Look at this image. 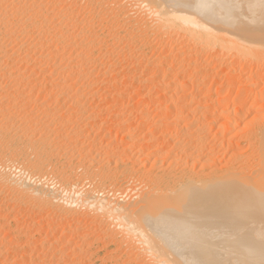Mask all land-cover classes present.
Instances as JSON below:
<instances>
[{
	"label": "bare ground",
	"instance_id": "bare-ground-1",
	"mask_svg": "<svg viewBox=\"0 0 264 264\" xmlns=\"http://www.w3.org/2000/svg\"><path fill=\"white\" fill-rule=\"evenodd\" d=\"M74 1H80L81 4L83 1L86 5L93 3L89 6L90 10H93L91 11L93 14L89 13L93 16L91 20H88V14L86 15L81 10L80 16L85 14L87 18L85 17L84 21L78 20L77 11L81 4L79 2V5L73 4ZM74 1L69 4L68 0H0V257L6 258V264H10L9 254L12 251H20L26 259L20 264H78L88 255L87 248L93 243L90 239L80 238V227L76 225L69 227L72 234L81 240L79 241L81 244L79 243L78 246L73 244L74 248L71 249L73 253L68 254L65 250L58 248L59 243H68L66 236L62 233L60 235L63 236L57 237L56 241L51 240V243H47L50 247L47 251L44 244H37L33 239L23 242L17 241L19 239L15 241V237L19 235H15L11 230L13 220L10 221L7 214L9 213L7 207L10 205L19 209H28L38 216L44 213V209L49 211L50 208L56 211L55 216L60 219L70 216L71 219L74 218L79 214L77 207L84 209V212L80 209L83 215L92 214L91 211L95 212L89 220L91 229L95 228L93 229L94 234L101 232L100 237L101 235L105 238L107 236L118 250L124 249L128 256L124 263H121L123 260L120 261L118 258V264H264V20H261L264 14L260 16V13L258 18L255 12L256 9L264 12V3H260V0H168V2L164 0L166 4L163 2L162 8L161 6L157 8L158 12L155 14L158 17L164 15L165 19L166 15L167 17L172 16L171 18L174 17L183 25L203 30L206 35L204 39L201 38L203 41L197 44L201 45L206 42L205 45H210V42L212 43L215 39L214 35L218 33L233 34L234 36L229 35L232 39L228 37L230 40L225 42L228 47L225 49L230 53L235 52V56H237L235 50L241 53L245 51L242 57H246L241 60L240 57L237 59L234 56L235 61L229 62L231 57H226L227 50L224 49L214 51L211 48L214 52L208 51L209 54L202 56L201 50L199 51L201 55L193 52L195 50L198 52L195 49L196 45L194 50L191 49L192 47L188 48V40L186 45L181 43L179 48L171 47L172 44L169 41V47L165 44L168 39L165 36L166 42L163 40L164 44H160L158 39H162L163 29H159L160 34L155 33L158 32L155 29L163 27V22L162 26L158 25L159 20L156 27L152 25L155 24L151 21L153 19L148 20L150 24L147 22L148 13L144 8L146 5L143 3V7L140 5V2L144 0H129V5L125 0L124 2H127L125 6L118 2L122 0H116V3L123 6L117 8L118 4L115 7L117 9H111L110 6L111 10L108 12L100 11L105 9L99 4L102 3L100 0ZM160 1L162 0L157 1L158 5L161 4ZM84 6L81 9L87 8ZM101 12L107 14L101 15ZM148 12L152 17L151 10ZM95 21L99 22L100 27L106 23L105 29H101L105 30L102 31L103 33L100 30V34L92 31L95 29L96 24L92 25ZM171 21L173 22L172 19ZM166 25L169 23L166 22ZM183 25L182 29L185 27ZM170 26L172 27V24ZM199 31L197 32L201 33ZM166 32L168 33L167 30ZM177 32L176 36L179 33ZM170 33L169 39H172ZM156 34L162 37L153 38L156 43L152 45V36H158ZM179 35L177 38L180 37ZM224 36H217V39L223 37L227 40V36ZM181 38L184 37L181 35ZM157 40L161 46L165 45L163 49L168 48V51H164L162 47L161 51H158L156 49V46H159ZM181 40L178 41L183 42V39ZM220 42H217L218 47L215 44L217 48ZM191 43L190 45H193ZM207 45L201 48L205 49ZM207 49L205 53H208ZM154 50L158 55V62L156 58L152 57L151 60L150 57L147 58V53H149L147 51L153 53ZM239 53L238 55H241ZM207 55L208 59H206ZM124 69L125 71H122ZM38 74L42 76V79L37 77ZM99 76H103L102 79H104L100 85H98V80L95 82ZM122 76L124 80L122 78L123 81H120L119 78ZM226 78L231 80L226 81ZM200 83L209 85L205 93L200 94V88L197 86ZM134 84H138V88H149L151 91L142 96L140 105L157 104V114L161 118L157 121L153 119L154 124L168 130L167 133H161L158 138L163 143L164 141L171 142L169 150L162 149L163 147L160 148L159 145L157 148L153 142L154 134H145L140 138L135 133L128 132L129 129L126 130V128L129 127L125 128L127 132L123 134V137L132 141L133 147L136 145V147L146 149L149 152V157L146 156L149 161L155 159L154 162L151 161V170L147 174L143 172L144 175L140 174L141 176L136 177L130 173L126 178L129 177L128 182H138V184L147 182L146 185L152 186L150 189L142 183L146 189L141 187L139 190L138 188L134 201L133 199L128 201L126 197L115 194L116 191L110 194L111 187L109 192L105 187L99 190L88 187L90 190H87L88 188L83 190V185L85 187L87 184L86 181L85 184L80 183L83 185L79 188L80 185L79 187L71 185L72 177L69 179V175L65 176L66 173L64 174L62 169L60 173L56 170L60 175L58 177L59 175L54 172L55 168L53 170L48 168L53 162H50V158L46 159L47 153L52 150L55 153L58 151L59 154L60 150L67 148L68 145H65L67 147L63 145L66 141L64 136L68 134L63 136L61 134L64 133L58 131L61 133H57L60 135L58 141L53 140V145L49 144L51 149L48 147V152L45 146L41 147V144H36L38 140H43V136H47L44 134L49 127L46 126L47 123L45 125L43 120L39 119L40 117L36 118L31 115L30 118L26 117L32 114L31 110L28 113L26 103H37L36 98L33 102L35 94L42 92L41 95L46 94L45 97L49 98V101L54 97L53 102L57 100L56 103L54 102L55 105L53 104L55 108L62 99L65 103L71 104H66L67 108L77 109L76 107H81L88 99H84L81 103L82 99L87 96L82 95L84 90L92 89L94 85L101 91L107 85L110 86L108 87L110 99L104 98L109 99L107 112L110 113L115 107L114 103L121 100L128 87H133ZM160 90L164 91L163 95L159 94ZM50 91L54 94L56 91L59 100L55 97L57 94L52 95ZM97 94L98 92L95 91L91 96L96 99ZM41 95L39 99L44 97ZM41 101L44 102L43 99ZM204 101L206 105L202 106L201 103ZM47 102L41 105L42 108L37 107L44 109L42 115L46 120L50 118L48 115L55 111V108L50 106L52 104L49 105L50 109H54L52 113L46 108ZM192 103L198 104L194 110L191 107ZM139 109V116L142 115L147 119L150 115L149 108L139 107ZM190 109L193 112L189 111ZM55 115L57 116L56 113ZM221 118L224 121H221ZM88 119L91 121V117ZM17 120H21L20 123L23 121L22 124L19 123V128H16ZM67 120L71 122L72 119L67 118ZM219 120L221 124L218 123ZM67 123L70 124L68 121ZM214 128L217 129H215L216 137L213 134L215 140H211L210 143L208 138L211 137V131ZM82 135H84L82 132L75 133L73 140L77 141L79 137H84ZM217 135H220L219 140ZM37 136L39 139L36 138ZM68 141L67 139V144H70ZM243 141L252 149L251 153L249 152L246 156L243 153L245 151L240 150ZM91 144L90 147H96V142L92 146ZM74 152L72 151V154ZM80 152L83 159L91 160L87 162L95 163V159L89 156V152ZM58 156L57 158L61 157V155ZM102 159L105 160V164L109 165L119 162L113 151L106 158L103 156ZM223 162L226 166L221 168L224 164L221 166L220 163ZM49 163H51L50 166ZM164 163H167L168 167H162V169L160 167L159 170L160 164ZM196 166H200V171ZM216 166H221L223 173H220V170L218 171L220 168L217 169ZM224 168H227L226 171L223 170ZM157 169L158 172H156ZM103 171L106 174L107 171ZM71 176L74 175L71 174ZM80 176L81 179L83 176ZM100 176L103 178L102 175ZM74 182L76 184V181ZM90 182L88 181V184L91 188L97 184L92 187L93 184L91 182L92 185H90ZM113 187H116L115 184ZM119 190L123 191V189ZM75 207L77 209H73ZM81 214L79 215L83 216ZM37 215L35 217H38ZM54 222L56 223V220ZM6 224L9 225V230L4 232L3 227L5 228ZM27 224L36 227L38 222L31 219ZM41 226H43L42 223ZM64 228L68 230L67 226ZM4 245L9 248L7 252L3 251L6 247L2 249ZM37 251L39 254L36 255V262L28 259L30 254H35ZM226 251L230 253L232 259H226ZM115 254L111 255V258Z\"/></svg>",
	"mask_w": 264,
	"mask_h": 264
},
{
	"label": "rangeland",
	"instance_id": "rangeland-1",
	"mask_svg": "<svg viewBox=\"0 0 264 264\" xmlns=\"http://www.w3.org/2000/svg\"><path fill=\"white\" fill-rule=\"evenodd\" d=\"M73 1L74 0H68V2H69V4H72L73 3ZM100 1H102V3H104V5L102 4V3H99L100 5H102L103 7L102 8H105V9H107V10H100V11H110L111 9H117V8H119V7H121V6H125V5H127V2H128V5H129V0H127V2H124L125 0H122V1H118L120 4L122 3L123 5H121L120 6V4L119 3H116L117 1L116 0H104V2H103V0H100ZM115 2V3H113V2ZM147 1V2H146ZM159 0H144L143 2H140V5L143 7L144 5H146V7L144 6V8H145V10H146V13H148L149 14V12H148V10H151V13H152V17H151V14H147L146 16H147V22L150 24V21H148V20H151V19H153V20H151V21H153L152 23H155V24H152V25H154L155 27H156V25H157V23H158V21H159V23H158V25H161L162 26V22H163V27H158V28H156L155 29V31L157 30L158 32H155V33H159L162 29H163V31H161V35H163V37L162 36H160L159 34H156V35H158V36H155L154 37V35L152 36V40L151 41H153V38H156V39H158L159 37H162V39L161 38H159L158 40H159V43L161 44H164V42H166L165 44H167V45H169V43L170 44H172L171 45V47H178L179 45L181 46V43H182V45H186L185 43H188V41H189V43H188V48H191L192 50H194V47H195V45H196V47H195V49H197L198 50V52L195 50V51H193V52H196L198 55L200 54L201 55V53H202V56H203V54H209V52H214L215 50H222V49H224L225 51L228 49V47L226 46V44H225V42H227V41H229L230 39H232L231 37H229V35L228 34H222V33H218L217 35H214V37L213 38H215L213 41H214V43H213V41H212V43L210 42V45L208 44H206L208 47V49H210V50H208L207 48H205V49H207V51L206 52H208V53H205V49H203L204 48V46H206L205 45V43L206 42H204V43H202L201 45H200V43L203 41V40H201V38H203L204 39V35H206L205 34V32L203 31V30H201V29H198V28H194V27H192L191 28V26H186V25H183L180 21H176L175 20V18L173 17V18H171V17H167V15L165 16L166 18V20L163 18L164 17V15H162L163 17H161V16H159L161 19H159V17L158 16H156V12H158V9L157 8H159L160 6H161V8H162V6H163V2L166 4V2H168V0L165 2L164 0H162V1H160V5H158L159 3ZM78 2L80 3V1H77V2H75L74 1V3L73 4H75V3H77L78 4ZM83 4H85V6L83 5V4H81V7L82 6H84V7H87L86 9L84 8V10L83 9H81V7H79V10H78V7L76 6L75 8H76V11H77V13H79L78 15H77V18H78V20L79 21H84L87 17H86V15L88 14V20L90 19V18H92L93 16L92 15H89V13H91V14H93V12H91V11H93V10H90L91 8L89 7L91 4H93V3H91V4H87L86 5V3L85 2H83V1H81ZM153 2V3H152ZM155 2V3H154ZM124 3H126V4H124ZM144 5H143V4ZM147 3H148V5H147ZM260 3H264V0H260ZM107 4L109 5V4H111V5H109V6H107ZM116 4V5H115ZM118 4H119V6H118ZM150 4H153L152 6H150ZM157 4V5H156ZM165 4H164V8H165ZM79 5V4H78ZM156 5V6H155ZM167 5H168V3H167ZM92 6H95V5H92ZM110 6H111V9H110ZM116 6H118L117 8H115ZM153 6H155V8L153 7ZM89 7V8H88ZM107 7V8H106ZM152 7V8H151ZM83 8V7H82ZM108 8H109V10H108ZM151 8V9H150ZM160 8V9H161ZM148 9V10H147ZM156 10V11H153V10ZM159 9V10H160ZM166 9V8H165ZM80 10H81V12H83V13H86V15L85 14H83L82 16H84L83 17V19L81 18L82 16H80L81 15V12H80ZM85 10L87 11V12H85ZM154 13H153V12ZM255 12H257L256 13V17H258L259 16V14H260V16L262 15V14H264V12H260L258 9H256L255 10ZM105 13V12H104ZM102 13L101 12V15H106L107 13ZM76 14V13H75ZM90 16V17H89ZM155 16H156V18L158 19V20H156L155 21ZM86 17V18H85ZM148 18H150V19H148ZM155 18V19H154ZM259 18V17H258ZM164 19V20H163ZM171 19L173 20V22L171 21ZM91 20V19H90ZM262 21L264 20V16H263V18L261 19ZM171 22V24H172V27L170 26L171 24H170V22ZM164 22H165V24H164ZM166 22H167V24L169 23V25H166ZM177 22V23H176ZM264 22V21H263ZM259 23H261V21L259 22ZM94 24H98V26H96V25H94ZM106 24V23H105ZM105 24H103L102 26L104 27H100L99 25V22H97V21H95V23H92V25H94L95 26V29H92V31H94L95 33L97 32V34H100L99 33V30H100V32L101 33H103L105 30H101V29H105ZM91 25V28L93 27ZM176 25V26H175ZM185 26L183 29H182V27L181 26ZM169 27V29L167 28V27ZM174 26V27H173ZM100 27V28H99ZM154 27V28H155ZM164 27H166V28H164ZM91 28H90V30H91ZM96 28H97V30H96ZM176 28V29H175ZM177 28H178V30H177ZM188 28V29H187ZM190 28V29H189ZM159 29H161L160 31H159ZM165 29V30H164ZM172 29H175V30H173L175 33H173V31H172ZM182 29V30H181ZM186 29H187V31H186ZM193 29H196L197 31H199V32H201V33H198L196 30H193ZM237 29V28H236ZM96 30V31H95ZM166 30L168 31V33L166 32ZM179 32H177V31ZM103 31V32H102ZM184 31H186V33H184V34H189V35H187V36H185L184 34H183V32ZM189 31V32H188ZM196 31V32H195ZM233 31H235V29L233 28ZM232 31V33H234ZM163 32H165V33H163ZM169 32H171L170 33V38L172 37V39H169ZM176 32L178 33V35L179 34H181L184 38H181V35H179L180 37L179 38H177L178 37V35L176 36ZM203 32H204V34H203ZM165 34V35H164ZM167 34V35H166ZM173 34H175V35H173ZM192 34V35H191ZM198 34H200V35H198ZM173 35V36H172ZM198 35V36H197ZM202 35V36H201ZM224 36V35H226L227 36V40H226V38H219V39H217L218 37H221V36ZM165 36H167V38L165 37ZM176 38H175V37ZM191 36H192V38H191ZM194 36V37H193ZM218 36V37H217ZM226 36H224V37H226ZM230 36H234L233 34L232 35H230ZM174 37V38H173ZM186 37V38H185ZM189 37V39H187ZM198 38V40H197V38ZM230 39H229V38ZM167 40H166V39ZM196 38V39H195ZM234 38V37H233ZM161 39V40H160ZM166 41H165V40ZM174 39V40H173ZM181 39H183V42H180V41H182ZM186 39V40H185ZM196 41H195V40ZM221 39H223V40H221ZM229 39V40H228ZM109 40V39H108ZM158 40H157V44L159 45V46H156V49L158 50V51H161L160 50V48L161 49H163V47L165 46H161L159 43H158ZM163 40H164V42H163ZM178 40H180V41H178ZM188 40V41H187ZM170 41V42H169ZM172 41L174 42V43H172ZM177 41V42H176ZM186 41V42H185ZM195 41V42H194ZM216 41V42H215ZM220 41H222V43L220 42ZM169 42V43H168ZM180 42V43H179ZM193 43V45H190V43ZM198 42H200L199 44H197ZM217 42H220L221 43V45H220V43H219V48H217L218 47V43ZM156 43V40H155V42L153 41V43H152V45L153 44H155ZM191 43V44H192ZM209 43V42H208ZM264 43V42H263ZM176 44V45H175ZM204 44V45H203ZM211 44H213V45H211ZM215 44H216V46H215ZM225 44V45H224ZM166 45V46H167ZM197 46H200V48L198 47L197 48ZM215 46V47H214ZM221 46H222V48H221ZM168 47V46H167ZM169 47H170V45H169ZM201 47H203V48H201ZM227 47V49H225ZM179 48V47H178ZM211 48L214 50H211ZM216 48V49H215ZM221 48V49H220ZM164 51H168V48L167 49H163ZM162 50V51H163ZM201 50V51H200ZM223 50V51H224ZM201 53H200V52ZM225 51H224V54H225ZM236 52H237V56H235V52H233V51H231V52H233V53H230V51H228L227 50V56L226 57H231V60L229 59L228 61L229 62H233V61H235V59L237 58H239V59H241V60H243V59H245V57L246 56H244V58L242 57L243 55H245L244 54V52H242L243 53V55H242V53H241V51H238V50H235ZM147 52H149V53H147V58L148 57H150V60L152 59V57L155 59L156 58V62H158V60H157V58H158V55H156V52H155V50H154V52L152 53L151 51H147ZM241 53V55H238V53ZM152 53V54H151ZM239 53V54H240ZM153 54L155 55V56H157V57H155V56H153ZM165 54H167V53H165ZM164 54V55H165ZM229 54H231V55H229ZM229 55V56H228ZM233 55V56H232ZM236 58H235V57ZM234 57V60L232 59ZM205 58V57H204ZM149 59V58H148ZM153 59V60H154ZM206 59H208V55H207V57H206ZM241 60H237V61H241ZM122 71H125V69L124 70H122ZM236 75H237V73H236ZM37 76V75H36ZM41 75H39L38 74V78L39 79H42V76L40 77ZM104 76V75H103ZM103 76H99V78H96V80H95V82H97V80H98V85H100V83L102 82V80H104V79H102V77ZM239 75H237V77H238ZM101 77V78H100ZM236 77V76H235ZM123 78V76L121 77V78H119L120 79V81H123L124 80V78H123V80H121ZM227 80L226 81H230V80H228V78H226ZM232 79H235V78H232ZM100 80V81H99ZM222 81L223 82H226V81H224V79H222ZM106 86V88L105 89H102L103 90V92H102V90L100 91V88L99 87H94V85H93V87H92V89L94 90L95 89V91L96 92H98V96L96 95V99L93 97V96H91L93 93H95V91H93L91 88H89V90L88 89H86V90H88V91H86V90H84V94L82 93V95L83 96H86V98H83L82 99V102L81 103H83V101H84V99H89L90 98V96L92 97V98H90V99H93V100H88L87 99V101L85 100V102L87 103H83L82 105H81V107H83V108H81L80 106V108L79 107H76L77 109H79L78 111H80V112H78L77 111V109H73L72 107H66V106H68V105H66V104H69L68 102L67 103H65L64 101H62V99H60L61 100V102L59 101V103H60V106H59V103L58 104H56V108H57V105H58V108L56 109L54 106H53V104H54V102H53V100H54V97L53 96H51V97H53V98H50L51 100L49 101L48 99H46V94H45V96H44V94L43 95H41V93H37L38 95H34V97H33V102L35 101V98H36V101H37V103L39 102V101H41V99H43V103H42V101L41 102H39L38 104L40 105V106H37L38 104L37 103H26V108H27V111H28V113H30V110H31V112H32V114L30 113V114H28V115H26V117L27 118H30L31 116H34V117H36V118H39V119H41V120H43V122H44V124L46 125V123H47V127H49L48 128V130H47V132H45V134L44 135H47L48 136V138H47V136L45 137V136H43V140H38L37 142H36V144H38V145H40L41 147H43V146H45L44 148L46 149V151L48 152L49 151V148H50V145L49 144H51L52 143V141L54 140V141H56L58 138H59V136L60 135H58V134H61V133H64V134H61V135H66V134H68V135H66V136H64L65 137V139H66V141H64L65 142V144L64 143H62V144H64L63 145V147H67V146H65V145H68V150H67V148H65L64 150H60L59 151V154H58V151H56V153L55 152H52V150H50L48 153H47V157H46V159L47 158H50L49 160H50V162L53 164H51V163H49L48 165L50 166V164H51V166L50 167H48V168H51L52 170H53V168H55L54 169V172L56 173V175H59V173L60 172H62V170L64 171V174H65V176H67V175H69L68 176V178L70 179L71 177H72V179H70L71 180V185H75V186H78L79 187V185H80V187L79 188H82L81 186L83 185H81L80 183H84L85 184V181L87 182V184H86V186L84 187V185H83V190L84 189H87L88 187H90V189H95V190H99L100 188H102V187H105V189H106V191L107 192H109V188H110V194L111 193H113L114 191H116V192H114L115 194H117L118 196H124V197H126V200H130V199H133L132 201H134V199H135V197H136V195H137V189L139 188V190L141 189V187H142V189H146L145 187L147 186V189H150L152 186L151 185H146L147 184V182L145 183V185L146 186H144L143 184V182H140L141 183V185H140V183L138 184V182H128L129 181V177L128 178H126L127 177V175L129 176V174L130 173H133V175H135L136 177H139V175L140 174H142V175H144V174H147V172L149 171L150 172V170H151V161H153V160H155V159H151L150 161H149V159H148V155H149V152H147L146 151V149H143L142 147H136V145L133 147L132 145V141H129V140H126L127 138H124L123 137V134L124 133H126L127 131H125V128L126 127H129V128H126V130L127 129H129L128 130V132H131V133H135L136 135H138L140 138L141 137H143L145 134H154L153 135V138H155L154 140H153V142H154V144H155V146L157 147L158 145L160 146V148H162V149H165V150H169V148H170V144H171V142L169 141V142H167V141H164V143H163V141L162 140H160L159 138H160V134L161 133H167L168 132V130H166V129H162L161 128V126L159 127L157 124L155 125L154 124V121L156 120H158V118H161L158 114H157V104H146V105H144V106H141L140 105V102H141V98H142V96L143 95H146V94H148V93H151V91L149 90V88H146V89H142L141 87H139L138 88V84H134L133 85V87H128V90H126L125 91V94H123V96L121 97V100H119V101H117V102H115L114 104H115V107H114V109L110 112V113H108L107 112V109H108V101H109V99H110V97L108 96L109 95V88L108 87H110V86H107V85H105ZM140 86V85H139ZM198 86V88H200V94H202V93H205L206 91H207V89L209 88V85L208 84H205V83H200L199 85H197ZM97 88V89H96ZM142 89V90H141ZM141 90V91H140ZM93 91V93H91ZM107 91V92H106ZM83 92V91H82ZM87 92H88V94H87ZM52 93V95L54 94V92L52 91H50V94ZM90 93V94H89ZM100 93V94H99ZM105 93V94H104ZM163 93H164V91L163 90H160L159 91V94L160 95H163ZM55 94H57V92L55 91ZM54 94V95H55ZM86 94V95H85ZM106 94H107V96H106ZM44 96V97H41V99H39L40 97L39 96ZM89 95V96H88ZM103 95V96H102ZM102 96V97H101ZM55 97L59 100V96H58V94L57 95H55ZM100 97V98H99ZM104 97H107V98H109V99H107V98H104ZM163 97V96H162ZM55 98V99H56ZM39 99V100H38ZM95 99V100H94ZM64 100V99H63ZM99 100V101H98ZM105 100V101H104ZM106 100H107V102H106ZM47 101H49V103L47 102ZM89 101H91V102H89ZM48 103V104H46L47 106H46V108L47 109H50L49 107L51 106H53L52 108H55V111H53L52 110V108L50 109V111H51V113H52V111H53V114H51V113H49V114H51V115H48V116H50V118L49 119H44V116L42 115V111L44 110H42V109H39V108H37V107H41V105L42 104H45V103ZM56 102H57V100H56ZM55 102V103H56ZM62 103V104H61ZM32 104H34V105H36V106H33ZM50 104H52V105H50ZM85 104V105H84ZM206 105V102L204 101L203 103H201V105L203 106V105ZM31 105V106H30ZM50 105V106H49ZM55 105V104H54ZM62 105V106H61ZM65 105V106H64ZM69 105H71V104H69ZM198 106V104H196V103H192V110H194V108H196ZM31 107V108H30ZM43 107V106H42ZM41 107V108H42ZM139 107H141V109H142V107L144 108H146V109H148L149 111H150V115H149V117L146 119V118H144V117H142V115L141 116H139L140 115V113L138 114V111L140 110L139 109ZM33 108V109H32ZM69 108H71V110L69 109ZM118 108V109H117ZM37 109V110H36ZM73 110V111H72ZM76 110V111H75ZM191 109L189 110V111H192ZM35 111V112H34ZM69 111H71V112H69ZM75 111V112H74ZM117 111V112H116ZM154 111V112H153ZM34 112V113H33ZM61 112V113H60ZM152 112V113H151ZM193 112V111H192ZM191 112V113H192ZM38 113V114H37ZM55 113L57 114V116L55 115ZM113 115H112V114ZM155 113V114H154ZM81 114H82V116H81ZM109 114H111V115H109ZM160 114H162V113H160ZM31 115V116H30ZM35 115H37V116H35ZM52 115H55V116H53L52 117ZM67 115H68V117H67ZM71 115V116H70ZM198 115V114H197ZM61 116H63V117H61ZM65 116V117H64ZM74 116V117H73ZM94 116V117H93ZM51 117H52V119H51ZM59 117L61 118V119H59ZM72 117V118H71ZM83 117V118H82ZM89 117H91V121H90V119H88ZM93 117V118H92ZM145 117H146V115H145ZM23 118H25L24 116H23ZM43 118V119H42ZM67 118H69V119H72L71 120V122H70V120H67L70 124H68L67 123V121H66V119ZM79 118V119H78ZM106 118V119H105ZM108 118V119H107ZM62 119H64L65 121H63ZM85 119V120H84ZM88 119V120H87ZM96 119V120H95ZM153 119H155V120H153ZM222 119V120H221ZM220 120L221 121H224L223 120V118H221ZM44 120H46V121H44ZM54 120V121H53ZM58 122H57V121ZM62 120V121H61ZM87 120V121H86ZM93 120V121H92ZM130 120V121H129ZM219 120V122L218 123H220L221 121ZM21 121V120H20ZM20 121L19 120H17V123H16V128L18 127H20V124H22V122L20 123ZM81 121V122H80ZM52 122V123H51ZM56 122V123H55ZM20 123V124H19ZM59 123V124H58ZM65 123H67L66 125H65ZM71 123H72V125H71ZM18 124H19V126H18ZM76 124V125H75ZM221 124V123H220ZM48 125H52V126H48ZM59 125V126H58ZM102 125V126H101ZM128 125V126H127ZM39 126V125H38ZM154 126V127H153ZM157 126V127H156ZM147 127V128H146ZM58 128V129H57ZM100 128V129H99ZM145 129V130H144ZM152 129V130H151ZM216 128H214V129H212V131H211V134L212 135H210L211 137L213 136V134H215V132H216V130H215ZM170 130V129H169ZM214 130V131H213ZM58 131H60V132H58ZM82 132V134H84V135H82V136H84V137H79V139L76 141V139H74L73 140V138L75 137V133H77V132ZM134 131V132H133ZM146 131V132H145ZM66 132V133H65ZM140 132V133H139ZM142 132H143V135H142ZM145 132V133H144ZM55 133V134H54ZM58 133V134H57ZM155 133H157V134H155ZM88 137H87V136ZM68 136V137H67ZM155 136V137H154ZM215 137H216V134L214 135ZM213 136V137H214ZM218 137L220 136V135H217ZM63 137V138H64ZM72 137V138H71ZM159 137V138H158ZM211 137H209L208 138V140H210V143H211V140H215V137L212 139ZM228 137H230L229 135H228ZM227 137V138H228ZM37 139H39V137L37 136L36 137ZM36 138H35V140H36ZM72 140H71V139ZM67 139L69 140L68 141V143H70V144H67ZM85 139V140H84ZM220 139V137L218 138V140ZM51 140V141H50ZM89 140V141H88ZM97 140V141H96ZM48 141V142H47ZM54 141H53V143H54ZM58 141V140H57ZM56 141V142H57ZM75 141V142H74ZM93 141V142H92ZM128 141V142H127ZM38 142H40V143H38ZM42 142V143H41ZM74 142V143H73ZM95 142H96V147H90L89 145L91 144V143H93V144H95ZM159 142V143H158ZM48 145H47V144ZM53 143H52V145H53ZM73 143V144H72ZM76 143V144H75ZM158 143V144H157ZM247 143V142H246ZM44 144V145H43ZM86 144V145H85ZM93 144H91V146L93 145ZM110 144H111V146L113 147H111L110 146ZM157 144V145H156ZM165 144H167L166 146H165ZM84 145V146H83ZM88 145V146H87ZM104 145V146H103ZM114 145V146H113ZM76 146V148H77V151H76V148H74ZM110 146V147H109ZM158 146V147H159ZM47 147V148H46ZM49 147V148H48ZM63 147H62V149H63ZM106 147V148H105ZM114 147H115V149H114ZM116 147H119V149H116ZM121 147V148H120ZM157 147V148H158ZM246 147H248L247 149H246ZM72 148H74L73 150H71ZM96 150H95V149ZM126 148V149H125ZM48 149V150H47ZM51 149V148H50ZM93 149V150H92ZM102 149V150H101ZM109 149V150H108ZM110 149H112V150H110ZM246 149V150H245ZM84 151L85 153H86V151H87V153L89 152V156L91 157V158H93V159H95L94 161H95V163H93V162H87V161H91V160H88V159H83V157H82V155H81V152L80 151ZM114 150H115V152H114ZM241 151H245V152H243L244 154H245V156L246 155H249V152L250 151H252V149L251 148H249V145H247V144H245V142L243 141L242 142V145H241V149H240ZM66 151H69L68 153L66 152ZM72 151L74 152V154H72ZM108 151H109V153H108ZM112 151H113V153H116V155H117V159L119 160V164L117 163H113V164H105V160H103L102 158H103V156H104V158H106L107 156H108V154H111L112 153ZM52 152V153H51ZM63 152V153H62ZM65 152V153H64ZM78 152V153H77ZM83 152V153H84ZM99 152V153H98ZM118 152V153H117ZM123 152V153H122ZM97 153V154H96ZM147 153V154H146ZM242 153V152H241ZM242 153V154H243ZM251 153V152H250ZM71 154V155H70ZM91 154V155H90ZM49 155V156H48ZM55 155V156H54ZM58 157H60V155H61V159L60 158H57V156ZM66 157H65V156ZM51 156V157H50ZM63 156V157H62ZM93 156V157H92ZM146 156H148V157H146ZM52 157H54V158H52ZM82 157V158H81ZM136 157V158H135ZM146 157V158H145ZM222 157V156H221ZM65 158V159H64ZM140 158V159H139ZM142 158V159H141ZM68 159V160H67ZM71 159V160H70ZM101 159V160H100ZM48 160V159H47ZM52 160V161H51ZM54 160V161H53ZM77 160H78V162H77ZM82 160H84V161H86V162H84V161H82ZM133 160V161H132ZM64 161V162H63ZM83 163H82V162ZM102 161V162H101ZM121 161V162H120ZM128 161V162H127ZM60 162V163H59ZM104 162V163H103ZM127 162V163H126ZM134 162V163H133ZM154 162V161H153ZM89 163V164H88ZM107 163V162H106ZM150 165H149V164ZM56 164V165H55ZM92 164V165H91ZM101 166H100V165ZM224 164V162L223 163H220V165L222 166ZM47 165V166H48ZM94 165V166H93ZM105 165V166H104ZM112 165H115V166H112ZM116 165H118V166H116ZM52 166H54V167H52ZM98 166V167H97ZM100 166V167H99ZM107 166H109V167H107ZM133 166V167H132ZM221 166H216V168L218 169V168H220ZM224 166H226V164H224L221 168H223ZM86 167V168H85ZM103 167H104V169H103ZM105 167H107V168H105ZM139 167H140V169H139ZM160 167H161V169H162V167L164 168H167L168 167V165H167V163L165 164H160V166H159V170H160ZM200 166H196V168H199ZM47 168V169H48ZM89 168H91L92 169V172H91V169H89ZM94 168V169H93ZM96 168V169H95ZM99 168H101V169H99ZM109 168V169H108ZM111 168V169H110ZM118 170H117V169ZM221 168L220 169H218V171L220 170V173H223V172H221ZM60 169H62V170H60ZM84 169V170H83ZM100 171H99V170ZM147 169V170H146ZM200 169L201 168H199V170L198 171H200ZM226 169L227 168H224L223 170H225L226 171ZM59 172H57V171ZM65 170H66V172H65ZM68 170H71V171H68ZM82 170V171H81ZM86 170H88V171H86ZM101 170H102V174H101ZM103 170H106L107 172H106V174L104 173L105 171H103ZM115 170V171H114ZM222 170V171H223ZM51 171V170H50ZM87 173H86V172ZM113 171V172H112ZM128 171V172H127ZM197 171V172H198ZM224 171V172H225ZM72 172V173H71ZM73 172H75V173H73ZM117 172V173H116ZM127 172V173H126ZM143 172H144V174H143ZM156 172H158V169H157V171ZM58 173V174H57ZM82 173V174H81ZM112 175H111V174ZM116 173V174H115ZM71 174L72 175H74V176H71ZM85 174V175H84ZM102 175L103 176V178H104V180H103V178H100L101 176L100 175ZM108 174H110L111 175V178H110V175L108 176ZM51 175H52V173H51ZM83 176L81 179L79 178V176ZM89 175V176H88ZM114 175V178H112V176ZM77 176V177H76ZM80 176V177H81ZM93 176V177H92ZM107 176V177H106ZM121 176H123V177H121ZM141 176V175H140ZM58 177H60V175L58 176ZM75 177V178H74ZM92 177V178H91ZM116 177V178H115ZM85 178V179H84ZM107 178V179H106ZM87 179V180H86ZM93 179H96L95 181L93 180ZM112 179V180H111ZM117 179V180H116ZM122 179V180H121ZM128 179V180H127ZM109 180H111V181H109ZM74 181H76V184H75V182ZM78 181H80L79 183H78ZM88 181H91L92 182V184H91V182H90V185H92V187L93 188H91V186H89V184H88ZM97 181V182H96ZM74 182V183H73ZM109 182V183H108ZM115 182V183H114ZM113 183V184H112ZM136 183H137V185H136ZM143 183V184H142ZM114 184H115V186L116 187H113L114 186ZM99 185V186H98ZM104 185V186H103ZM113 185V186H112ZM128 185V186H127ZM136 185V186H135ZM144 187H143V186ZM74 186V187H75ZM108 186V187H107ZM151 186V187H150ZM96 187V188H95ZM125 187V188H124ZM149 187V188H148ZM114 188H115V190H114ZM135 188V189H134ZM89 188L87 189V190H90ZM119 189H123V191L121 190H119ZM162 189H163V187H162ZM111 190H112V192H111ZM118 190H119V192H118ZM126 190V191H125ZM136 191V192H135ZM125 192H128V193H126L125 194ZM135 193V195L133 194V193ZM126 196H125V195ZM132 196H131V195ZM170 194V193H169ZM128 197V198H127ZM8 208V212L9 213H7L8 214V217L10 218H8L10 221H12V225H11V230L14 232V234L15 235H19V236H17V237H15V241L17 240V239H19V240H17V241H21V242H23V241H25V240H35L36 241V243L37 244H44V248H45V250L47 251V250H49L50 249V247L48 246L49 244H47V243H51V240L54 242V241H56L57 240V237H59V236H66V241H68V243L69 244H71V245H69L68 243H59V249H62V250H65V252L66 253H73V250H71V249H73L74 248V245L75 246H78V244L80 243L81 244V242H79V241H81V240H78L77 239V236L75 237L72 233V230L70 229V227H72V225H76L77 227H80V233H81V236H80V238L82 239L83 238V240L84 239H90L91 240V242H93V243H91V245H90V247L89 246H87V247H89V248H87L88 249V255H86L84 258H82V260L78 263V264H118L117 263V259L118 258H120V261H122L123 260V262H121V263H124V261L125 260H127L128 259V256H127V254L124 252L125 250L124 249H120V250H118V248H117V246L114 244V242H112L111 243V241L112 240H110V239H108L107 238V236H106V238L104 237V235H101V237H100V233L101 232H97L96 234L97 235H95L94 234V232H93V229L95 230V228H93V229H91V221H89L90 219H91V217L92 216H94V214H95V212H93V211H91V213L92 214H90V213H88L89 214V216H88V214L87 215H83V214H81L80 212H81V210L80 209H82V208H80V207H77V208H79V214H81V215H83V216H80L79 214H77V215H75V217L74 218H72L71 219V216L69 217V218H56V216H55V213H56V211L55 210H51L50 208H49V211H48V209H44V213L43 214H41V216L39 215H37L36 213H34V212H30V210H28V209H24V208H17V207H13V206H10L9 205V207H7ZM76 207L75 208H73V209H77ZM23 209V210H22ZM77 212H78V210H77ZM82 212H84V209H82ZM10 213H13L12 215L10 214ZM21 214V215H20ZM48 214V215H47ZM16 215L18 216V217H16ZM38 216V217H35V216ZM79 215V216H78ZM91 215V216H90ZM54 216V217H53ZM84 216H85V218H84ZM21 217V218H20ZM40 217V218H39ZM43 219H42V218ZM90 217V218H89ZM11 218H13V219H11ZM30 218V219H29ZM14 219H15V221H14ZM17 219V220H16ZM27 219H29L28 220V222L32 219V220H34V221H36V222H38V225L36 226V227H31V226H28V222H27ZM38 219V220H37ZM39 219H41V221L39 220ZM58 219V220H57ZM67 219H68V222H67ZM20 220H21V222H20ZM56 220V223L54 222ZM75 220V222H73ZM78 220V221H77ZM26 221V222H25ZM60 221V222H59ZM63 221V223H61ZM89 221V222H88ZM20 222V223H19ZM23 222V223H22ZM51 222V223H50ZM54 222V223H53ZM72 222V223H71ZM76 222H78V223H76ZM24 223H25V225H24ZM41 223L43 224V226H41ZM53 223V224H52ZM70 225H69V224ZM76 223V224H75ZM84 223V224H83ZM19 224V225H18ZM50 224V225H49ZM49 225V226H48ZM53 227H52V226ZM93 225V224H92ZM17 226V227H16ZM20 226V227H19ZM41 226V227H40ZM68 227V230H67V228H64V227ZM70 226V227H69ZM32 229H31V228ZM45 227V228H44ZM49 227V228H48ZM89 227V228H88ZM18 228H19V230H18ZM22 228V229H21ZM33 228H35V229H33ZM43 228H44V230H43ZM3 229H4V232H6V230H9V225L8 224H6V227L4 228L3 227ZM29 229H30V231H29ZM41 231H40V230ZM49 230V231H47L46 232V230ZM53 229V230H52ZM15 230V231H14ZM64 230V231H63ZM91 230V231H90ZM19 231H20V233H19ZM39 231V232H38ZM69 231V232H68ZM18 232V233H17ZM55 232H56V234H55ZM91 232H93V233H91ZM28 233V234H27ZM63 234V235H60V234ZM33 234V235H32ZM55 234V235H54ZM72 234V235H71ZM99 234V235H98ZM20 235L22 236V237H20ZM57 235V236H56ZM24 236V237H23ZM74 236V237H73ZM89 236V237H88ZM28 238V239H27ZM105 240H104V239ZM38 239H41V240H38ZM49 239V240H48ZM55 239V240H54ZM77 239V240H76ZM97 239V240H96ZM45 240V241H44ZM71 240V241H70ZM37 241H39V242H37ZM102 241H105L106 243H104V242H102ZM109 243H111V244H109ZM46 244V245H45ZM74 244V245H73ZM79 244V245H80ZM114 245V246H113ZM62 246V247H61ZM6 247V245H4L3 247H2V249H4ZM107 247V248H106ZM101 249V250H100ZM9 250V248L8 247H6L3 251H5V252H7ZM113 250V251H112ZM225 250H228V249H225ZM118 251V252H117ZM122 251H123V253H122ZM18 252V253H17ZM17 252H11V254H9V263L10 264H20V262H22V261H24V259H25V257L23 256V253H21L20 251H17ZM39 251H37L35 254H30V257L28 258V259H30L31 261H33V262H36L37 261V254H39L38 253ZM111 252V253H110ZM115 252H117L116 254H115ZM120 252V253H119ZM228 252H229V250H228ZM227 251H226V253H227V256H225V257H227L226 259H232L231 258V255H230V253H228ZM20 253V254H19ZM108 253V254H107ZM94 254V255H93ZM115 254V256H113L112 258H111V255H114ZM117 255V256H116ZM11 256V257H10ZM14 256V257H13ZM36 256V257H35ZM90 256V257H89ZM123 256V257H122ZM127 256V257H126ZM16 257V258H15ZM87 257V258H86ZM122 257V258H121ZM20 258V259H19ZM23 259V260H22ZM34 259V260H33ZM85 259V260H84ZM88 259V260H87ZM102 259V260H101ZM111 259H115L114 260V262H113V260H111ZM13 260H15V261H17V262H15V261H13ZM20 260V261H19ZM26 260V259H25ZM106 260H108V261H106ZM109 260H111V261H109ZM5 261V262H4ZM83 261V262H82ZM105 261V262H104ZM234 261V260H233ZM232 261V262H233ZM8 262V261H7ZM12 262V263H11ZM19 262V263H18ZM29 262V261H28ZM116 262V263H115ZM6 264V258H4V257H0V264Z\"/></svg>",
	"mask_w": 264,
	"mask_h": 264
}]
</instances>
